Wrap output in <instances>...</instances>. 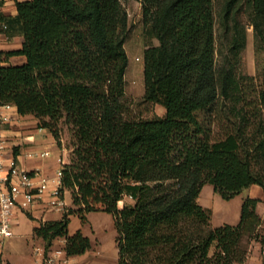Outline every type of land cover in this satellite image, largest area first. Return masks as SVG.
I'll return each mask as SVG.
<instances>
[{
	"label": "trees",
	"instance_id": "16d2710c",
	"mask_svg": "<svg viewBox=\"0 0 264 264\" xmlns=\"http://www.w3.org/2000/svg\"><path fill=\"white\" fill-rule=\"evenodd\" d=\"M4 2L0 36L22 41L0 49V107L33 116L57 146L61 126L70 132L61 192L73 208L33 237L45 250L62 238L67 256L81 255L90 241L68 234L70 216L100 211L114 221L116 264L242 262L240 238L262 200L243 199L236 225L212 227L197 198L205 185L223 201L252 185L264 192V59L256 77L242 72L245 25L264 55V0H248L246 18L243 0H224L218 37L214 0H139L158 42L143 52L142 101L165 113L151 118L131 116L126 99L120 0H13L12 16Z\"/></svg>",
	"mask_w": 264,
	"mask_h": 264
},
{
	"label": "rangeland",
	"instance_id": "374dc122",
	"mask_svg": "<svg viewBox=\"0 0 264 264\" xmlns=\"http://www.w3.org/2000/svg\"><path fill=\"white\" fill-rule=\"evenodd\" d=\"M121 9L123 12H126V25L121 30L120 34L124 38V49L127 54L128 65L125 73V94L126 99L128 101V106L130 108L131 116L133 117H143V118H151L154 116L164 117L165 113L163 109H161L158 105H153L149 103H143V93H144V84H143V52L153 46L158 44L157 40L154 38L152 33L149 30V27L144 25L142 19L141 12V4L139 0H120ZM224 0H214V16L216 20V34L218 37V29H219V16L222 12ZM14 3L13 0H5L1 10L7 16H12ZM250 3L248 0H243L241 14L243 18H246L250 12ZM3 34L0 36V49L3 48H17L20 46V35L18 33L14 34V37H9V30L4 29ZM243 50H242V72L256 77L257 70L261 65L262 60L264 59V55H256L254 53L253 47V32L252 28L249 25H245L243 28ZM17 59H12V65L16 64ZM9 62V60H8ZM46 131H48L46 129ZM59 157H61L65 164L69 163L71 148H70V132L65 126H61V131L59 133ZM53 155V152H51ZM54 167L48 173H53ZM212 187L210 185L206 186V189L201 191L199 199L197 202L199 205H206L208 209L211 211L210 217V225L215 227V225H222V221L226 219L229 221L230 219L224 217V213L227 211L226 202L220 199L218 196L212 193ZM64 197L66 203V211L68 208H73L70 204V196L66 192ZM131 201L128 198L125 200L118 202V208L121 209L124 203H130ZM203 205V206H204ZM226 206V207H225ZM262 208L264 210V200H262ZM17 215L13 219L12 223V231L13 236L12 240L15 241L17 247L12 250L11 258L5 255V246L8 240L4 242V253L2 260L6 258L9 259L10 264H32L33 263V249L36 246H39L40 243L32 239L31 231L35 224L34 221L30 220L23 211H17ZM262 216L264 212L261 213ZM257 222L253 223L251 227L245 229L242 233V237L240 238V244L243 249V253L246 256L247 254L255 255L257 252L254 250V244L257 241H264V219L259 214H257ZM81 222L85 225V231L94 237L95 240L98 239L100 235L94 228L92 223L96 224L99 222V225L104 227L106 230V235L103 237L104 244L110 246L111 243V235L113 234V227H111L112 223L114 225L113 218L110 214L104 212H96L85 214L82 218H80ZM91 220V221H89ZM92 222V223H91ZM76 222L72 220L70 222L69 228L72 229L75 226ZM111 224V225H110ZM225 224V223H224ZM102 238V235H100ZM98 242V240H97ZM110 242V244H107ZM40 247V246H39ZM214 248L211 250V254L213 253ZM6 264V263H5ZM236 264V263H232Z\"/></svg>",
	"mask_w": 264,
	"mask_h": 264
},
{
	"label": "crops",
	"instance_id": "0c3cea01",
	"mask_svg": "<svg viewBox=\"0 0 264 264\" xmlns=\"http://www.w3.org/2000/svg\"><path fill=\"white\" fill-rule=\"evenodd\" d=\"M21 1V0H19ZM13 13L12 15L15 14V8L13 7ZM20 38V42L22 41V37ZM17 48H3L2 50L8 51V50H13V49H18ZM12 59H17L16 64H22L25 59L22 56L19 57H12L9 59V64L12 65ZM161 108V107H160ZM162 109V108H161ZM9 116V121L6 124L1 125L0 129V135L4 139L5 145L7 146L5 158L8 160L10 157H15V159L18 161V163L24 167L27 170H32V169H40L44 174L46 175H52L51 173H48L51 168H56L57 163H56V158L59 156V150L58 146L56 144V141L53 139L52 135L46 131V130H39L36 126V120L33 118L31 115H26V116H20L17 114L16 110L14 107H12L10 110L6 112ZM13 151L16 153V156L13 155ZM29 151H48L50 153L49 158L45 159H35V160H28L26 159L25 155ZM53 152V155L51 154ZM206 186H203L201 191L203 189H206ZM212 189V188H211ZM201 191L199 193V196L201 194ZM67 191L64 192V194ZM69 194V192H67ZM212 193L216 195L213 192ZM70 196V194H69ZM199 196L197 199H199ZM218 196V195H216ZM65 197V195H64ZM219 197V196H218ZM220 198V197H219ZM245 198H257L260 200H264V192L263 189L258 186V185H252L244 190H242L238 195H236L234 198H232L229 201H224L227 204L226 210L229 212L224 213V217L227 216L230 220L227 221L224 219L221 224H230V225H236L239 221L240 217V207L243 199ZM70 199V198H69ZM65 201V200H64ZM66 204V203H65ZM70 204H71V199H70ZM204 205V204H203ZM202 207H207L204 205ZM226 207V206H225ZM26 216L35 222L33 228L40 223L48 222V221H58L62 218L63 214L55 212V211H48L43 209L40 206H35L31 208L28 211H23ZM262 212H264L262 208V202H260L257 207H256V213L259 214L261 217L264 219V215L262 216ZM90 213H96V212H89ZM17 213H15V216ZM111 215V214H110ZM74 220L76 222L75 226L70 229L69 225L70 222ZM91 221V220H89ZM92 223V222H91ZM93 228L99 232L101 236H98V242L96 237L93 235L91 236L89 232L85 231V225L81 222L80 218H78L76 215L70 216V221L68 224V234L71 235L75 231L80 230L81 233L89 238L90 241V248L87 250L85 253L77 256H72L69 257V264H116L117 263V257H118V251H117V245H116V228L115 225H111L113 227V234L111 235V243L108 242L107 244H110V246H107L106 243L104 244L103 242V237L106 235V230L104 227L99 225V222L96 224L92 223ZM218 226V225H215ZM32 228V230H33ZM31 236L32 239L40 243V247H43V243L40 239L34 238L33 233L31 231ZM95 239H94V238ZM10 239V238H9ZM64 239H56L52 242L51 246L49 247L50 250L52 249H58L62 248L64 245ZM36 246V247H39ZM17 245L12 238L7 241L6 246H5V255L7 254V257L11 258V252L12 250L16 249ZM256 248V247H255ZM4 253V249H3ZM252 261L255 263L257 262V253L255 255H251ZM33 263L32 264H43L41 257L36 256L34 253L33 249ZM10 264L9 259L5 257L3 260L2 264Z\"/></svg>",
	"mask_w": 264,
	"mask_h": 264
},
{
	"label": "built area",
	"instance_id": "2783aa9c",
	"mask_svg": "<svg viewBox=\"0 0 264 264\" xmlns=\"http://www.w3.org/2000/svg\"><path fill=\"white\" fill-rule=\"evenodd\" d=\"M11 108L8 104L0 107V125L8 123L9 116L6 112ZM6 150L7 146L0 135V264L3 263L4 242L13 236L12 223L17 211H28L35 206L61 214L66 211L64 193L61 192L64 160L58 156L57 167L48 176L40 169H25L15 157L7 160ZM25 157L28 160L45 159L50 157V153L29 151ZM254 250L257 252L256 263L252 261L251 254H247L237 264H264V241H257ZM34 253L41 257L43 264H69V256L62 248L45 250L44 247H35Z\"/></svg>",
	"mask_w": 264,
	"mask_h": 264
}]
</instances>
